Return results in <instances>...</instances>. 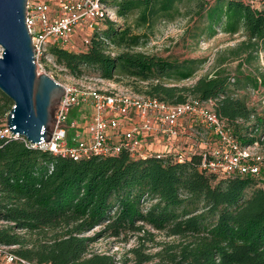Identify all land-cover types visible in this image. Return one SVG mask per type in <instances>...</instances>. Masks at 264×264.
Here are the masks:
<instances>
[{"label": "trees", "instance_id": "obj_1", "mask_svg": "<svg viewBox=\"0 0 264 264\" xmlns=\"http://www.w3.org/2000/svg\"><path fill=\"white\" fill-rule=\"evenodd\" d=\"M101 1L115 16L136 11L145 25L158 16L171 17L185 0ZM187 1L194 2L198 37L212 38L218 30L245 37L224 50L227 56L211 75L189 85L178 82L193 76L198 59L137 51L141 35L114 27L106 16L84 48L51 46L49 53L74 77L84 76L83 67L104 79L118 71L145 82L136 93L168 104L212 99L214 111L243 146L259 142L264 107L260 111L246 93L264 88V73L242 66L264 54V9L254 7V0ZM110 46L119 51L112 54ZM227 59L240 62L231 71L221 66ZM11 106L0 91V129ZM201 158L198 151L182 160L173 153L132 157L121 151L73 160L0 136V244L37 264H115L109 255H88L90 244L98 237L129 234L140 243L152 240L155 231L180 241L152 255L136 248L137 264L153 256L159 257L157 264H264V180L207 172L200 168ZM97 226L94 236L85 235Z\"/></svg>", "mask_w": 264, "mask_h": 264}, {"label": "built area", "instance_id": "obj_2", "mask_svg": "<svg viewBox=\"0 0 264 264\" xmlns=\"http://www.w3.org/2000/svg\"><path fill=\"white\" fill-rule=\"evenodd\" d=\"M105 16L116 17L114 9L101 0H26L25 21L38 72L52 57L51 46L84 48ZM61 84L64 93L55 109L49 141L30 144L6 128L5 121L0 136L21 138L31 147L73 160L121 151L132 157L173 153L182 160L198 151L202 170L264 180V150L260 148L264 134L259 142L243 146L214 111L212 99L168 104L98 76L84 75ZM159 144L163 147L156 148ZM11 249L0 244V264H33Z\"/></svg>", "mask_w": 264, "mask_h": 264}, {"label": "rangeland", "instance_id": "obj_3", "mask_svg": "<svg viewBox=\"0 0 264 264\" xmlns=\"http://www.w3.org/2000/svg\"><path fill=\"white\" fill-rule=\"evenodd\" d=\"M254 7L264 9V1L254 0ZM194 2L185 0L178 5L176 11L171 17H155L147 24L141 25L137 12H131L124 17L116 16L114 27L128 28L132 33L141 35L140 44L135 48L147 54L157 55L170 59L195 58L200 62L196 67V71L189 79L178 82L179 85H189L202 75H211L219 66V60L227 56L224 50L237 45L245 37L242 32L234 35H228L222 31L217 32L212 38H200L195 30L198 23L194 17ZM195 35V36H193ZM112 54L119 51L118 48L110 46ZM1 52V49H0ZM50 58V57H49ZM41 72L48 74L60 83H69L75 78L70 75L61 65L57 64L52 56L49 60H45ZM240 59H227L221 66L227 70H234ZM242 69L255 71L259 69L264 73V54L260 53L258 59L249 65L243 64ZM86 76H99V72L92 68L83 67V73ZM114 83L120 87L127 88L134 92L138 89L142 90L145 82H134L132 79L114 72ZM170 83V82H169ZM246 93V91H245ZM142 94V93H139ZM247 99L261 111L264 107V88L254 94L250 90L246 93ZM261 150H264V140L260 144ZM100 230V226L88 231L86 236H94ZM154 232V237L149 240L147 237L138 242L135 235L115 237H98L89 246L88 255L92 253L109 255L115 264H137V256L134 250L137 248L144 255H152L164 249V245L177 243L180 239L177 236H168L163 232ZM158 256H153L148 262L142 264H157ZM31 263L37 264L35 261Z\"/></svg>", "mask_w": 264, "mask_h": 264}, {"label": "water", "instance_id": "obj_4", "mask_svg": "<svg viewBox=\"0 0 264 264\" xmlns=\"http://www.w3.org/2000/svg\"><path fill=\"white\" fill-rule=\"evenodd\" d=\"M26 0H0V91L12 102L5 126L30 144L50 140L63 85L38 72Z\"/></svg>", "mask_w": 264, "mask_h": 264}, {"label": "crops", "instance_id": "obj_5", "mask_svg": "<svg viewBox=\"0 0 264 264\" xmlns=\"http://www.w3.org/2000/svg\"><path fill=\"white\" fill-rule=\"evenodd\" d=\"M156 148H162L163 145L162 144H159V145H155Z\"/></svg>", "mask_w": 264, "mask_h": 264}]
</instances>
